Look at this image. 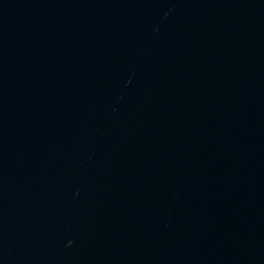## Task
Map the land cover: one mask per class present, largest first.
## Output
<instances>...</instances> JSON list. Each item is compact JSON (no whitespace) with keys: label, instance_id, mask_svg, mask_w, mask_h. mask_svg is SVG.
<instances>
[{"label":"water","instance_id":"water-1","mask_svg":"<svg viewBox=\"0 0 264 264\" xmlns=\"http://www.w3.org/2000/svg\"><path fill=\"white\" fill-rule=\"evenodd\" d=\"M0 264H264V0H0Z\"/></svg>","mask_w":264,"mask_h":264}]
</instances>
